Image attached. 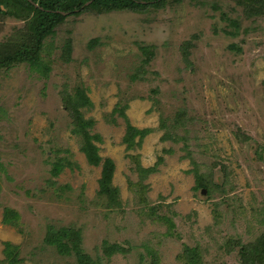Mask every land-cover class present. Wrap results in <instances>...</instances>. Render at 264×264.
Instances as JSON below:
<instances>
[{"label": "rangeland", "instance_id": "1", "mask_svg": "<svg viewBox=\"0 0 264 264\" xmlns=\"http://www.w3.org/2000/svg\"><path fill=\"white\" fill-rule=\"evenodd\" d=\"M25 34L24 21L0 15L1 44L14 47ZM39 56L34 66L0 69V261L8 241L20 246L22 264H78L43 242L52 225L79 230L83 254L102 264H182L178 256L194 246L201 264H242L234 242L264 232V15L245 18L235 0H157L107 14L87 8L66 14ZM76 87L92 103L80 112L101 139L98 166L71 132L64 100ZM123 104L128 123L151 130L133 149L122 142L125 119L113 114ZM159 156L158 171L142 182V203L129 183L139 181L137 163L147 168ZM106 158L119 209L98 199ZM59 159L64 167L53 177ZM194 165L227 194L195 190ZM6 206L21 215V233L2 223ZM150 206L175 213L173 234L139 213ZM115 243L124 253L104 257Z\"/></svg>", "mask_w": 264, "mask_h": 264}, {"label": "trees", "instance_id": "2", "mask_svg": "<svg viewBox=\"0 0 264 264\" xmlns=\"http://www.w3.org/2000/svg\"><path fill=\"white\" fill-rule=\"evenodd\" d=\"M86 1H89V5L84 8L83 4ZM154 1L156 2L157 0H0V15L22 20L25 22L26 27V34L24 38H21V44L14 45L13 47L9 44L3 45L0 43V69H9L14 63L20 61H26L31 66L36 65L39 61V53L43 48V40L54 34L55 28L58 26V23L65 19L66 14L77 15L78 12H82L87 8H93L101 14L120 11L138 12L146 8L148 3ZM36 3L38 4L37 7H35ZM155 5L159 6L160 4ZM235 5L242 10V15L247 19L264 15V0H235ZM223 18L230 21L226 15ZM231 24L235 23L232 21ZM67 46L70 45L68 44ZM141 50L145 52V48L142 47ZM143 73L144 70L142 68L138 77H141ZM64 101L66 109L70 112L71 132L79 139V151L84 155L89 165H100L102 160L99 155V147L94 142H100L101 139L99 135L91 134L89 130L93 126L94 120L84 119L80 112L81 108L91 106L90 99L83 89L76 87L74 94H66ZM126 108V104H123L122 107H115L113 114H117L118 117L125 119L126 127L122 142L126 144L128 149H133L141 146L144 137L151 130H141L128 123L124 112ZM109 122L113 123L114 120ZM160 125L165 127L163 121H161ZM170 137L167 132H164L162 138L165 140ZM173 140L177 141L175 138ZM131 158L134 161L138 159L136 156H131ZM62 160L59 159L53 163L51 170L53 177L58 176L63 169L64 162ZM162 163L163 158L159 156L153 166L142 168L138 163L136 164L139 181L137 183L130 182L129 186L131 190L138 188L137 193L142 203L146 202L143 195L148 188L142 182L148 175L156 173L158 166ZM65 164L68 167L72 165L70 162H65ZM194 166L195 190L204 187L208 191L209 198L216 196L222 198L227 194L226 190H219L217 184L214 187L209 179L198 170L197 166ZM113 172V161L109 158L104 159L101 176L98 180L99 187L97 194L99 201L101 200L103 206L108 210L119 209L121 206L119 189L112 184ZM220 204L217 203L215 205L218 207ZM157 208V206H150L146 212L139 211V213L147 216L152 221L164 224L166 226V235L173 234V229L175 228L173 217L175 213L171 212L170 216L165 213L157 214ZM2 223L14 226L20 233L22 232L19 228L22 226L21 215L11 207L6 206L3 208ZM231 241L233 240L231 239ZM43 242L52 246L63 256L74 255L78 264H102L103 257H91L90 255L83 254L81 249L82 238L79 230H73L70 227L56 228L51 225L46 229ZM234 243L235 246H239L238 253L242 264H264V232L248 244H240L238 240ZM103 250L104 257H110L116 252L124 253L123 248L116 243L105 247ZM4 255L5 257L0 261V264L23 263L19 245L7 241L4 244ZM178 258L183 261L182 264H201V253L197 246L184 247L183 253ZM156 262L157 258H155Z\"/></svg>", "mask_w": 264, "mask_h": 264}, {"label": "water", "instance_id": "3", "mask_svg": "<svg viewBox=\"0 0 264 264\" xmlns=\"http://www.w3.org/2000/svg\"><path fill=\"white\" fill-rule=\"evenodd\" d=\"M202 192L204 193V192H205V190H202Z\"/></svg>", "mask_w": 264, "mask_h": 264}]
</instances>
